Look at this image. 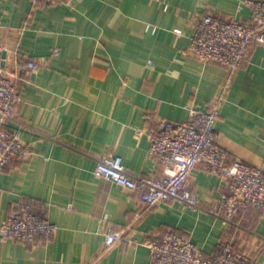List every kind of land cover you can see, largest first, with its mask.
<instances>
[{
    "label": "crops",
    "instance_id": "0c3cea01",
    "mask_svg": "<svg viewBox=\"0 0 264 264\" xmlns=\"http://www.w3.org/2000/svg\"><path fill=\"white\" fill-rule=\"evenodd\" d=\"M206 13L251 23L245 0H68L35 9L31 0H0L1 67L14 70L18 58L16 121L33 150L0 170V222L27 202L57 226L49 241H0V264H150L143 242L152 234L175 232L206 254L222 240L240 247L264 237L259 210H243L239 227L215 216L225 182L201 166L189 180L200 208L150 207L93 173L99 159L118 156L134 176H163L148 132L159 118L183 122L206 108L230 76L217 142L228 163L264 166V46L253 45L234 72L190 55ZM27 59L44 65L31 72ZM128 225L137 243L107 248V233Z\"/></svg>",
    "mask_w": 264,
    "mask_h": 264
},
{
    "label": "built area",
    "instance_id": "2783aa9c",
    "mask_svg": "<svg viewBox=\"0 0 264 264\" xmlns=\"http://www.w3.org/2000/svg\"><path fill=\"white\" fill-rule=\"evenodd\" d=\"M64 2L68 0H31L34 9ZM245 3L251 9L249 24L236 17L222 19L213 13L200 16L190 37L188 53L203 62L220 64L231 72L239 69L253 45L264 46V0H245ZM5 49L0 40V170L18 160H26L33 153L32 145L22 137V126L16 121L22 101L16 82L20 79L19 61L16 56L12 58L14 70L2 68ZM60 53L59 48L52 50V56ZM43 65L38 59H27L24 68L32 72ZM230 83L231 76L206 108L191 110L188 120L174 122L159 118L148 132L150 156L164 167L163 176H134L118 156L99 159L94 175L133 190L139 201L150 207L175 200L189 208H200L189 180L192 171L201 166L225 182L219 208L215 211V216L225 224L239 227L237 217L246 209L253 208L264 214V166L240 160L228 163V152L216 139V123ZM130 228L131 225L111 229L106 235V247L116 243L136 244ZM56 230V224L35 213L32 204L20 202L8 219L0 222V241L35 244L38 236L51 240ZM256 241L245 238L243 244L236 247L233 241L222 240L211 254L175 232L152 234L143 243L149 250L150 264H263L264 237Z\"/></svg>",
    "mask_w": 264,
    "mask_h": 264
},
{
    "label": "water",
    "instance_id": "95a60500",
    "mask_svg": "<svg viewBox=\"0 0 264 264\" xmlns=\"http://www.w3.org/2000/svg\"><path fill=\"white\" fill-rule=\"evenodd\" d=\"M4 55H5V52L3 53V57H4Z\"/></svg>",
    "mask_w": 264,
    "mask_h": 264
}]
</instances>
